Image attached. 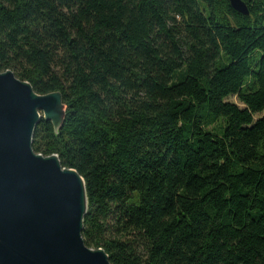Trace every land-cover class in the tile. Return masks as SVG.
<instances>
[{"label": "trees", "instance_id": "1", "mask_svg": "<svg viewBox=\"0 0 264 264\" xmlns=\"http://www.w3.org/2000/svg\"><path fill=\"white\" fill-rule=\"evenodd\" d=\"M243 1L248 17L0 0V72L62 94L63 127L42 119L33 149L84 178L83 238L112 264H264V0Z\"/></svg>", "mask_w": 264, "mask_h": 264}, {"label": "water", "instance_id": "2", "mask_svg": "<svg viewBox=\"0 0 264 264\" xmlns=\"http://www.w3.org/2000/svg\"><path fill=\"white\" fill-rule=\"evenodd\" d=\"M237 13L251 12L229 0ZM64 125L60 92L40 95L12 71L0 72V264H112L83 238L88 212L84 178L59 157L33 149L38 124Z\"/></svg>", "mask_w": 264, "mask_h": 264}, {"label": "rangeland", "instance_id": "3", "mask_svg": "<svg viewBox=\"0 0 264 264\" xmlns=\"http://www.w3.org/2000/svg\"><path fill=\"white\" fill-rule=\"evenodd\" d=\"M228 101L230 103H234V104L238 105L240 108H244V106L242 104H240V102L238 101V99L236 97L230 98ZM259 118H261V116H257L256 120H258Z\"/></svg>", "mask_w": 264, "mask_h": 264}]
</instances>
